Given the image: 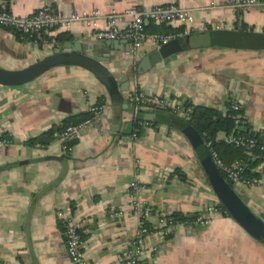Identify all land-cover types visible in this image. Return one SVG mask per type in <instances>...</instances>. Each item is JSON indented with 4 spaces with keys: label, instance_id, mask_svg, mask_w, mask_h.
Wrapping results in <instances>:
<instances>
[{
    "label": "crops",
    "instance_id": "1",
    "mask_svg": "<svg viewBox=\"0 0 264 264\" xmlns=\"http://www.w3.org/2000/svg\"><path fill=\"white\" fill-rule=\"evenodd\" d=\"M5 1L17 15L44 6L67 15L176 3L192 10L195 21L177 38L181 51L161 68L144 73L139 61L155 49L148 43L134 50L131 42L115 40L119 47L111 49L79 23L69 30H44L34 39L0 28V68L17 70L43 58L60 43L54 37L67 32L64 41L108 54L116 77L126 74L129 81L113 100L91 72L73 65L55 66L20 86L0 84V138H11L0 145V264H72L59 222L65 216L81 225L89 264H123L138 228L135 200L151 208L146 220L154 229L161 214L198 212L208 217L202 226H177L169 239L154 231L144 248L146 264H264V245L216 208L204 167L210 155L188 116L155 110L153 119L140 120L137 113L147 110L135 113L127 101L135 88L217 110L235 101L250 131L263 129L264 9H231L228 0ZM97 26L105 27V21L99 19ZM56 95L69 102L70 112L54 107ZM99 99L100 113L81 130L70 151L57 139L48 140L49 129L92 112ZM133 119L140 122V134ZM35 138L43 143H30ZM234 189L264 219V171L258 184Z\"/></svg>",
    "mask_w": 264,
    "mask_h": 264
},
{
    "label": "built area",
    "instance_id": "2",
    "mask_svg": "<svg viewBox=\"0 0 264 264\" xmlns=\"http://www.w3.org/2000/svg\"><path fill=\"white\" fill-rule=\"evenodd\" d=\"M227 2L231 9L236 10L264 9V0H228ZM99 19L105 21V27L100 28L97 26ZM194 21L195 16L192 10L176 3L159 4L149 8L132 5L121 11L111 10L106 13H103L98 8L88 11L73 10L67 15L62 14L54 7L44 6L31 14L17 15L11 11L5 0L0 1V28L12 29L23 36L31 37L42 30L47 31L59 28L69 30L74 23H79L90 29V36L95 40H127L131 42L134 50L141 49L145 43H148L152 48H157L173 39H177L188 32V28L194 24ZM149 24L155 26L177 24L183 26V28L181 31H171L169 33L148 32L146 27ZM127 101L131 104L135 113L149 109L171 110L181 111L185 116H188V109L182 108L181 102L177 99L165 98L157 94H146L136 88L128 93ZM228 106V109L233 111L234 128L232 133L222 138V141L226 145L243 148L246 152L258 147L264 153V128L258 131L261 132L259 138L240 132L239 129L244 124L245 117L242 113H234L241 110L240 106L235 101H232ZM100 111L101 106H95L92 108V118L78 124L67 125L63 130L54 133V138L61 142L64 151L71 150L73 142L80 137L81 130L89 125ZM7 143L8 140L6 138H0V145ZM205 145L216 167L232 185L249 186L258 184V179L246 177L247 165L242 160L234 159L230 162H225L210 140L206 141ZM251 171L261 172L258 167L252 168ZM132 186L134 189L136 188L134 183ZM133 206L139 216L138 228L126 252L123 264H142L141 261L144 259V248L147 238L154 231L164 236L165 233L175 232V228L181 224L202 226L207 223L208 219V217L199 215L192 220L179 223L177 221L172 222L166 219L164 214H161L158 216L159 228L154 229L144 225L146 218L151 213V208L136 200L133 202ZM59 222L62 226V234L71 263L89 264L85 256L86 240L81 235L84 232L82 231L81 233V225L66 216L60 218Z\"/></svg>",
    "mask_w": 264,
    "mask_h": 264
},
{
    "label": "water",
    "instance_id": "3",
    "mask_svg": "<svg viewBox=\"0 0 264 264\" xmlns=\"http://www.w3.org/2000/svg\"><path fill=\"white\" fill-rule=\"evenodd\" d=\"M104 44L111 49L119 47V41L106 40ZM52 52L43 58L17 70L0 68V84L6 86H20L41 76L55 66H79L91 72L99 83L106 89L111 100L115 96L120 98L121 93L129 85L128 75L116 77V68L110 67L108 54L99 55L92 51V45L83 48L77 41H63L54 43ZM181 51L178 39H173L151 51L139 61L140 73L151 69L161 68L172 55ZM121 82V83H120ZM124 83V84H122ZM53 105L62 112H70L69 102L56 95ZM155 110L149 109L137 113L141 119H153ZM204 167L209 186L215 195L218 204H221L232 218L247 234L258 243L264 245V219L257 215L235 191L234 187L223 177L211 157L204 160ZM214 203L212 202L211 205Z\"/></svg>",
    "mask_w": 264,
    "mask_h": 264
},
{
    "label": "trees",
    "instance_id": "4",
    "mask_svg": "<svg viewBox=\"0 0 264 264\" xmlns=\"http://www.w3.org/2000/svg\"><path fill=\"white\" fill-rule=\"evenodd\" d=\"M147 28H149V30L151 31H160V32L162 31L165 32L166 30H168L166 28L157 29L152 24H149ZM42 31L38 33H41ZM168 31H171V29H169ZM38 33L34 34L31 37L23 36L20 33L19 34L25 38L34 39ZM68 38H69V35L67 34V32H60L54 37V39L58 42H63L65 39H68ZM46 39L48 41H51L53 38L50 36V37H47ZM180 102H181L182 108L188 109V112H187L188 121L193 126V128L196 130V132L202 137L204 143L210 140L212 142L213 147L219 152L218 154L222 157V159L225 162H229L232 159L233 160L240 159L244 163H246L247 165L246 177L247 178H250V179L259 178L258 172L251 171L252 168L256 167L258 163L264 160V153L258 147L251 149L250 152H246V150L243 148L234 147L232 145H226L222 140H218L217 138L219 133H224L225 135H228L232 133L233 131V128H234V119L232 118L233 111L228 109L229 107L228 105L225 107L224 110H217V109H212V108H208L205 106L196 105L190 101H180ZM102 104H103V100L99 99L97 102V106H102ZM234 113L235 114L242 113V110H240L239 112H234ZM76 116L77 117L75 118H71V119L63 121L62 124L59 126H55L49 129L46 132L48 140L54 139V133L63 130L67 125L78 124L86 119L92 118L93 113L90 111V112L81 113ZM244 120L245 122L241 126L239 131L245 132L249 136H254L255 138H259L261 136V132L250 131V128H251L250 124L247 122L245 118ZM133 128L134 130H136V134L141 133L140 122L136 119H133ZM1 138H6L7 140H9V142H11L10 136L5 135V136H2ZM36 142L43 143L40 140V138H35L33 140H30V143L32 144ZM216 208L219 209L224 214L228 215L227 211L224 209V207L221 204H218ZM197 216H199L198 212H190L189 215H186L180 212L169 214V215H164L166 219L172 222L177 221L179 223L187 222L189 220L196 218ZM144 225L146 227L152 228V225L147 220L144 222ZM82 231L83 230L81 229V233ZM173 233L174 232L165 233L163 237H165L166 239H169L173 236ZM81 235L83 238L86 237L84 232ZM141 263L146 264L144 259L141 261Z\"/></svg>",
    "mask_w": 264,
    "mask_h": 264
},
{
    "label": "rangeland",
    "instance_id": "5",
    "mask_svg": "<svg viewBox=\"0 0 264 264\" xmlns=\"http://www.w3.org/2000/svg\"><path fill=\"white\" fill-rule=\"evenodd\" d=\"M240 111V110H239ZM235 111V112H239ZM218 136H222V133H219ZM217 151V150H216ZM218 152V151H217ZM219 153V152H218ZM221 157V156H220ZM222 158V157H221ZM260 171H264V160H262L260 163L256 165ZM233 187H236V185H232Z\"/></svg>",
    "mask_w": 264,
    "mask_h": 264
}]
</instances>
